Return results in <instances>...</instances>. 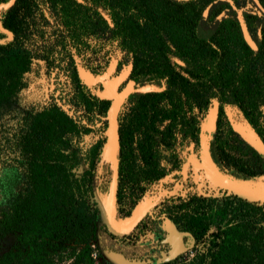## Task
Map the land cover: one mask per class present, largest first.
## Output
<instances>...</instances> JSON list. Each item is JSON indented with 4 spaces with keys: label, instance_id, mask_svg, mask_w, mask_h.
Returning <instances> with one entry per match:
<instances>
[{
    "label": "trees",
    "instance_id": "16d2710c",
    "mask_svg": "<svg viewBox=\"0 0 264 264\" xmlns=\"http://www.w3.org/2000/svg\"><path fill=\"white\" fill-rule=\"evenodd\" d=\"M0 23L11 34L0 31V164L15 172L0 201V264H110L104 251L138 264H264V201L207 191L204 175L183 182L178 197L167 198L175 185L166 181L156 201L160 216L190 234V258H158L154 244H137L148 232L165 234L150 217L128 236L110 234L95 202L112 177L105 138L80 175L74 148L87 125L100 122L105 132L110 108L100 84L85 85L78 69L106 79L112 66L116 74L129 67L133 90L118 115L117 220L155 200L160 180L201 145L214 106L212 163L236 180L261 181L264 151L233 125L247 124L264 147V0H15ZM35 61L66 76V105L78 120L55 102L20 104ZM146 86L153 90H139ZM67 246L66 261L56 260Z\"/></svg>",
    "mask_w": 264,
    "mask_h": 264
},
{
    "label": "water",
    "instance_id": "95a60500",
    "mask_svg": "<svg viewBox=\"0 0 264 264\" xmlns=\"http://www.w3.org/2000/svg\"><path fill=\"white\" fill-rule=\"evenodd\" d=\"M14 2L15 0H10L7 3L1 4L0 10L10 8ZM0 31L7 35V39H10V32L5 30L1 23ZM3 42L4 40H0V44ZM249 44L252 48H254V45L250 40ZM78 73L85 85L95 86L100 84L103 90L97 94L98 97L100 99L110 101V108L104 120L106 122L105 154L112 167V177L109 184V195L106 203H104L102 199L98 197V194L95 198L100 221L106 227L107 231L117 237L127 236L132 233L138 224L143 220L152 204H144L128 218L117 220L114 217L118 177L117 159L115 156L118 144V115L125 98L122 91H118L112 83L106 82L101 78L93 79L90 73L82 68L78 69ZM233 127L236 131H238V126L233 125ZM199 161L200 162H198L195 158H190L188 163H190L196 171H202L212 187L244 199L252 201H264V178L259 181L261 186L260 184H256L254 187L248 182L239 181L224 175L218 171V169L212 163L209 155L203 149L200 151ZM186 171L187 167L184 166L182 173L185 175ZM169 177L170 176L165 177L161 183ZM165 230L168 235L166 241L172 244V252L169 258L174 259L180 254L182 250V237L188 236L189 234L178 232L176 226L171 222L166 224ZM102 256L110 264H138L127 261L121 254L118 253L104 251L102 252Z\"/></svg>",
    "mask_w": 264,
    "mask_h": 264
},
{
    "label": "rangeland",
    "instance_id": "374dc122",
    "mask_svg": "<svg viewBox=\"0 0 264 264\" xmlns=\"http://www.w3.org/2000/svg\"><path fill=\"white\" fill-rule=\"evenodd\" d=\"M127 69H123L119 74H115L114 66L111 67L109 74L106 79H103L106 82H110L113 86L119 91L121 88L124 98L128 96L130 92H132L133 87L131 84H126L127 80ZM27 81V88L20 94V104L33 103L37 105H46L50 102H55L59 106H61L67 114L78 120L79 114L75 113L69 106L66 105V99L70 93V86L68 80L59 71H53L48 73L44 64L41 61H35L31 67V71L25 76ZM98 93L99 90L95 89ZM140 91L153 90V88L146 86L139 89ZM216 106L209 110L207 117L202 125V147H208L212 134L214 131L215 125V116H216ZM84 123V122H82ZM90 129L87 135L80 137L74 144V148L76 149L78 156L80 158V164L75 169V173L77 175L82 174L87 170L88 167V155L92 147L103 137L105 138V132L102 129V125L100 122H94L93 124L87 125ZM239 133L242 135L244 140L252 146L256 151L263 152L264 147L258 140V138L252 133L249 126L245 123L239 125L238 129ZM14 170L3 166L0 164V201H2L7 192L9 184L14 176ZM249 184L255 187L256 184H260L258 180L248 181ZM261 186V184H260ZM177 190L174 191L175 194ZM109 195V188H102L98 197L102 199L104 203H106ZM96 202V198H95ZM152 239H146L145 242H149ZM70 252V246L63 247L61 251L58 252L55 259L61 258L63 262L66 261ZM183 251L184 259L190 258L192 252ZM179 256V255H178Z\"/></svg>",
    "mask_w": 264,
    "mask_h": 264
},
{
    "label": "flooded vegetation",
    "instance_id": "af4514ba",
    "mask_svg": "<svg viewBox=\"0 0 264 264\" xmlns=\"http://www.w3.org/2000/svg\"><path fill=\"white\" fill-rule=\"evenodd\" d=\"M254 45V44H253ZM254 48H255V46H254ZM125 69H127L128 70V73H127V78H128V74H129V67H127V68H125ZM120 73V72H119ZM118 73V74H119ZM63 74V73H62ZM116 74V73H115ZM65 76V75H64ZM65 78H66V76H65ZM67 79V78H66ZM126 84H128V82H127V80H126ZM96 86V85H95ZM90 87H94V86H90ZM99 90V92L98 93H100V92H102V87H101V85H100V89H98ZM119 91L121 92L122 90H121V88H119ZM97 93V94H98ZM125 101V100H124ZM121 110V109H120ZM216 110H217V108H216ZM120 113V112H119ZM216 117V116H215ZM235 120H236V123L237 124H235L234 123V125H236V126H238L239 127V125H242L243 123L242 122H240V120L239 119H236L235 118ZM205 121V120H204ZM203 125V124H202ZM213 135V134H212ZM210 144V143H209ZM194 147L195 146H193V145H191V151H192V153H191V155L186 159V161H185V163H184V165L180 168V169H177V170H174V171H172L171 173H169L168 175H166V176H164L163 178H162V180L165 178V177H167V176H170L168 179H166L165 181H163L162 183H161V181L162 180H160V182H159V186L157 187V191H156V196H155V200H153V199H150V200H147L144 204H146V203H151L152 205H151V208L149 209V211L147 212V214L145 215V217L143 218V220H145L146 218H148V217H150V219H152L153 221H156V222H160V221H162V229L165 231V234H163L161 237L160 236H158L157 234H155L154 232H148V233H146L145 235H143V236H141V238L139 239V240H137V244H139V245H151V244H154L156 247H157V250H158V254H159V257L158 258H162V259H165V258H169L170 257V254H171V252H172V244H170V243H168L166 240H167V232H166V230H165V226H166V224L168 223V222H171V223H173L172 221H170V220H168L167 218H166V216H165V214L163 213V214H161V216L158 214L159 213V211L156 209V201L158 200V198H160L159 196H161L162 194H163V184L166 182V181H171V182H173L174 183V185H175V187L172 189V190H170L169 192H167V198H169V197H178V196H183L184 195V187H183V182H185V181H187V180H189V181H192V185H194L195 183H196V178L198 177L200 180L203 178V175H204V173L202 172V171H196L193 167H192V165L190 164V163H188V161H189V159L190 158H195L198 162H200L199 161V157H200V151L203 149V150H205V152L208 154V147H209V145H208V147L207 148H205L204 146L202 147V139H201V145L199 146V148L196 150V149H194ZM188 163V164H187ZM184 166H186L187 167V171H186V174L184 175L183 173H182V169H183V167ZM196 171V172H195ZM197 172L199 173V174H197ZM205 176V175H204ZM206 178V177H205ZM207 179V178H206ZM175 181H176V183H175ZM209 182V181H208ZM208 182H206V181H204V188L207 190V191H210L211 192V187H212V185L210 184V182L208 183ZM175 190H177V192L175 193V194H173L174 193V191ZM226 193V192H225ZM154 198V197H153ZM143 204V205H144ZM142 205V206H143ZM141 207V206H140ZM139 207V208H140ZM138 208V209H139ZM137 209V210H138ZM115 210H116V208H115ZM136 210V211H137ZM142 220V221H143ZM141 221V222H142ZM140 222V223H141ZM139 223V224H140ZM138 224V225H139ZM174 224V223H173ZM175 225V224H174ZM176 226V225H175ZM136 229V228H135ZM134 229V230H135ZM176 229H177V231L178 232H182V233H188V232H185V231H183V230H181L180 228H178L177 226H176ZM131 234V233H130ZM129 234V235H130ZM189 234V233H188ZM128 236V235H127ZM124 237V236H123ZM149 238H151L152 240L151 241H147V242H145V240L147 239H149ZM128 242H131L132 241V239L131 238H128V240H127ZM191 241V237H190V234L188 235V236H183L182 237V239H181V243H182V250H181V252H180V254H179V256L180 255H183L182 253H183V251L185 250V248L187 247V245H188V243ZM187 252H189V251H187ZM184 254H186V250H185V253ZM153 258H155V257H151V258H149V259H153ZM148 261H152V260H148Z\"/></svg>",
    "mask_w": 264,
    "mask_h": 264
}]
</instances>
